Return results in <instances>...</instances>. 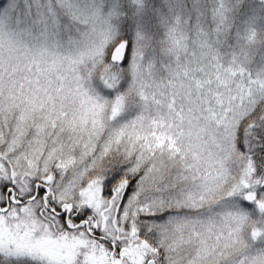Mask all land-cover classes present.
Here are the masks:
<instances>
[{"label":"snow or ice","instance_id":"snow-or-ice-1","mask_svg":"<svg viewBox=\"0 0 264 264\" xmlns=\"http://www.w3.org/2000/svg\"><path fill=\"white\" fill-rule=\"evenodd\" d=\"M0 264H264V0H0Z\"/></svg>","mask_w":264,"mask_h":264}]
</instances>
